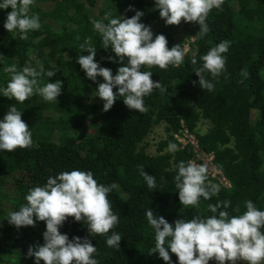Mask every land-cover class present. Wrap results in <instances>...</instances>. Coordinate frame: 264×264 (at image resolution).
Listing matches in <instances>:
<instances>
[{
	"label": "trees",
	"instance_id": "1",
	"mask_svg": "<svg viewBox=\"0 0 264 264\" xmlns=\"http://www.w3.org/2000/svg\"><path fill=\"white\" fill-rule=\"evenodd\" d=\"M130 7L144 13L141 22L151 27L153 39L163 34L169 48L181 44L188 51L179 67L141 68L152 72L153 81L166 88L144 97L146 113L130 110L119 96L105 112L104 101L96 96L103 78L94 82L86 77L77 59L89 53L82 52L79 45L91 38V47L97 50L95 61L115 75L119 67L127 65V59L121 64L111 46L103 48L102 37L91 21L106 24L103 17L108 10L113 18H131L135 11ZM10 11L0 9V88L11 78L6 67L15 64L18 69L39 70L37 61L45 72L56 71L52 78L43 76L42 83L57 79L63 83L61 95L53 102L33 95L21 104L0 93V120L15 105L33 140L29 148L0 151V264H35V258L27 255L28 248L44 243L46 223L37 220L34 227L18 229L6 216L27 203L30 189L44 186L50 176L63 171H91L99 183L117 185L108 198L119 223L107 235H90L86 222L72 217L59 229L70 240L89 239L97 249L94 258L98 264H166L158 253L150 254L155 246V231L145 215L150 208L173 225L177 219L211 216L208 205L225 200L231 201L230 216L243 214L247 200L264 211V0H224L222 10L214 8L209 13L206 23L210 31L202 39L196 38L198 23L166 25L155 0H34L29 14H39L41 28L28 32L27 40L19 38L18 30L4 28ZM223 40L230 42L224 54L226 72L215 80L204 73L215 85L209 92L200 87L194 69L202 66L200 57ZM193 55L196 65L191 63ZM110 56L117 62L110 61ZM242 69L248 71L247 78L240 75ZM204 120L208 128L200 133L197 126ZM160 124H164L166 136L158 142L156 153L150 154L144 141ZM185 131L195 137L201 151L213 152V163L229 181V186L220 185L218 195L209 200L201 197L199 207H184L175 187L179 162L195 157L190 143L182 145L174 137ZM170 142L177 145V151L167 150ZM141 165L155 177V189H149L140 175ZM237 207L239 212L234 211ZM112 232L122 236L119 248L106 243ZM169 254L172 264H179L170 249Z\"/></svg>",
	"mask_w": 264,
	"mask_h": 264
},
{
	"label": "clouds",
	"instance_id": "2",
	"mask_svg": "<svg viewBox=\"0 0 264 264\" xmlns=\"http://www.w3.org/2000/svg\"><path fill=\"white\" fill-rule=\"evenodd\" d=\"M223 3L224 0H155L159 15L166 25L179 26L182 21L198 23L196 38L199 39L210 31L206 23L209 13L214 8L222 10ZM33 4L34 0L0 2V9L11 8L4 28L8 32L18 30L21 40L28 39V32L41 28L39 14H29ZM129 10L135 11L131 18H113L112 11L108 10L103 17V20L108 21L106 24L100 20L91 21L102 37L103 48L107 50L111 46V51L121 64L127 59V65L119 67L115 75L111 69L101 67L95 61L97 50L91 47V38H86L79 45L82 52L89 53L77 59L86 77L94 82L97 77L103 78L104 82L96 88V96L104 101L105 112L113 107L119 96L130 110L146 113L148 108L144 104V97L151 95L155 89L163 93L166 88L161 82L153 81L152 72L141 71V68L158 66L167 70L169 65L179 67L184 63L188 51L181 44L169 48L163 34H156L153 39L151 27L141 22L144 13L131 7ZM76 39L80 40V37ZM229 47L230 42L223 40L200 57L202 66L195 68L194 72L203 90L211 92L215 88L204 73H210L215 80L226 72L224 54ZM108 59L117 62L111 56ZM191 63L197 64L195 55ZM37 64L39 70L28 66L18 69L15 64L6 67L4 71L11 78L6 87L0 88V93L21 104L33 95H39L47 102L57 101L63 81L57 79L55 82L42 83L43 76L52 78L56 71L45 72L42 62L37 61ZM240 75L247 78L249 73L242 69ZM240 82L243 83V80ZM114 89L118 91L114 92ZM32 143V133L22 120V112L15 105L11 106L3 120H0V151L13 152L18 148H29ZM167 150L175 152L178 148L170 142ZM138 167L148 188L155 189V177L148 175L142 165ZM177 167L175 187L184 207H199L201 197L209 200L218 195L220 185L208 180L214 181L216 178L208 175L207 164L180 161ZM115 188V183L108 186L99 183L91 171H63L54 177L50 176L44 186L30 189L25 196L27 203L21 205L18 211L9 212L6 219L18 229L34 227L37 220L46 223L44 243L28 248L27 255L35 258V264L41 261L43 264H98L94 258L97 249L89 239L73 237L70 240L59 229L72 217L76 222L85 221L90 235H107L119 223V216L114 214L108 198ZM244 205L246 211L243 214L230 216L227 209L231 201L209 204L208 211L213 215L204 218L195 216L190 220L177 219L174 225L163 216L157 217L151 208L148 209L146 219L155 231V246L150 254L158 253L166 264H172L169 249L176 255L179 264H209L210 260H215L217 264H264V231L261 230L264 229V211L259 210L252 200L245 201ZM234 211L239 212V207ZM121 239L120 234L112 232L106 243L109 247L119 248Z\"/></svg>",
	"mask_w": 264,
	"mask_h": 264
},
{
	"label": "built area",
	"instance_id": "3",
	"mask_svg": "<svg viewBox=\"0 0 264 264\" xmlns=\"http://www.w3.org/2000/svg\"><path fill=\"white\" fill-rule=\"evenodd\" d=\"M184 47L188 48L187 45H185ZM180 136L181 135H175L174 137H176L177 141L182 145L190 143L193 146L195 157L191 161H194L197 164H207L209 169L208 175L216 178L219 185L229 186V181L227 180L223 172L214 165L213 154L201 151L197 146V140L191 133L185 131V133L183 134L184 140H181Z\"/></svg>",
	"mask_w": 264,
	"mask_h": 264
},
{
	"label": "rangeland",
	"instance_id": "4",
	"mask_svg": "<svg viewBox=\"0 0 264 264\" xmlns=\"http://www.w3.org/2000/svg\"><path fill=\"white\" fill-rule=\"evenodd\" d=\"M154 26L155 25H153V28H154ZM179 34H181V33H179ZM207 128H208V123H207V121L204 120V121H201L198 123L197 131L200 133H204L207 130ZM165 136L166 135H165V131H164V124H160V125L155 126L152 129V131L148 134V136L146 137V139L144 141V143L146 145V151L150 154H155L158 142L161 139H163ZM180 139L184 140L183 135L180 136ZM208 180L210 182H212V180L210 178H208ZM9 194H12V193H9ZM209 264H217V262L215 260H210ZM226 264H228V262H226ZM237 264H246V262H237Z\"/></svg>",
	"mask_w": 264,
	"mask_h": 264
}]
</instances>
